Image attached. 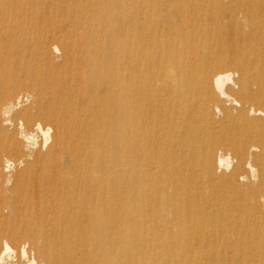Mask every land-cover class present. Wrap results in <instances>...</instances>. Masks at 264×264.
Listing matches in <instances>:
<instances>
[{"label":"bare ground","instance_id":"1","mask_svg":"<svg viewBox=\"0 0 264 264\" xmlns=\"http://www.w3.org/2000/svg\"><path fill=\"white\" fill-rule=\"evenodd\" d=\"M0 264H264V0H0Z\"/></svg>","mask_w":264,"mask_h":264},{"label":"rangeland","instance_id":"2","mask_svg":"<svg viewBox=\"0 0 264 264\" xmlns=\"http://www.w3.org/2000/svg\"><path fill=\"white\" fill-rule=\"evenodd\" d=\"M39 12H40V10L39 9H37V10H34L33 11V15L34 16H36V15H38L39 14ZM73 40V39H72ZM28 90H23V91H21L20 92V95H19V97H21L22 99H21V101H23V97H25L26 95H28ZM227 254V255H226ZM221 257H223V258H225V259H227V258H230V259H234V255H229V253H221Z\"/></svg>","mask_w":264,"mask_h":264}]
</instances>
